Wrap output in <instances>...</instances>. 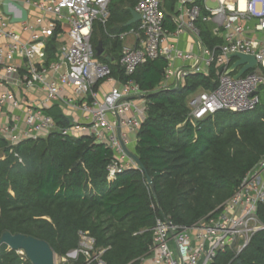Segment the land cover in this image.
<instances>
[{
    "label": "built area",
    "instance_id": "built-area-1",
    "mask_svg": "<svg viewBox=\"0 0 264 264\" xmlns=\"http://www.w3.org/2000/svg\"><path fill=\"white\" fill-rule=\"evenodd\" d=\"M5 1L0 0V7ZM9 1L22 2L27 19L21 23L30 36L21 39L9 27L10 16L2 14L0 35L7 42L0 43V114H6L7 120L0 124V137L14 145L55 132L70 137L92 136L112 151L108 179L139 168L125 149L132 152L131 146L136 144L148 102L147 98L131 96L145 92L132 79L122 81L112 76L108 64L96 57L91 43L93 24L107 21L111 0ZM178 1L187 8L185 16L173 19V30L166 28L161 0H138L135 4L134 10L140 14L136 27L117 35L135 34L139 39L138 46L120 51L116 63L124 75L130 76L147 61L162 57L167 65L160 88L173 89L189 74L208 76L213 69L212 88H199L186 98V121L192 125L219 111L256 109L264 92V0ZM30 8L37 14L35 28L26 25ZM9 9L17 11L12 5ZM199 23L220 41L202 45ZM64 24L67 40L55 51L56 60L45 63L46 38ZM185 31L199 39V52L182 50L174 43L173 38ZM234 52L256 59V64L238 78L233 75L242 65L227 71L236 60L228 54ZM16 58L18 62H13ZM104 83L111 85L102 90ZM52 108L66 118L67 125L48 113ZM262 203L264 153L215 214L190 226L156 217L147 256L152 264H218V255L225 251L235 259L254 233L264 227L257 214ZM104 251L95 247L87 231H80L78 247L67 256L82 255L85 264H106Z\"/></svg>",
    "mask_w": 264,
    "mask_h": 264
},
{
    "label": "trees",
    "instance_id": "trees-1",
    "mask_svg": "<svg viewBox=\"0 0 264 264\" xmlns=\"http://www.w3.org/2000/svg\"><path fill=\"white\" fill-rule=\"evenodd\" d=\"M176 1L164 0L167 12ZM119 2L134 7L138 0ZM109 10L107 21L93 24V48L99 41L105 48L110 34L129 29L127 9L110 2ZM201 39L207 45L220 41L206 25ZM52 42L46 46L49 59L54 57ZM108 57L98 59L108 64L112 76L132 79L148 94L134 147L145 171L131 168L108 179L112 151L92 136L55 132L14 145L0 137V237L6 231L32 236L66 257L78 247L79 232L87 231L95 247L105 249L106 264H141L152 243L156 217L190 226L215 214L264 153V96L253 111H219L192 125L186 121V98L199 88H212L213 69L208 76L189 74L177 88L161 89L164 58L149 60L126 76L116 63L119 54L112 61ZM48 113L68 124L56 108ZM257 214L264 224V203ZM217 263L264 264V227L235 259L225 251ZM0 264L32 263L1 244ZM59 264H85V259L79 255Z\"/></svg>",
    "mask_w": 264,
    "mask_h": 264
},
{
    "label": "crops",
    "instance_id": "crops-1",
    "mask_svg": "<svg viewBox=\"0 0 264 264\" xmlns=\"http://www.w3.org/2000/svg\"><path fill=\"white\" fill-rule=\"evenodd\" d=\"M120 0H111V2H114L116 5L118 6H121L123 9H127L129 14H128V18L125 22V26H129V29L133 28V27H136L138 21H135V22H132L131 24H127L128 21L132 18V15H131V9H134L133 6H129L128 4H121L119 2ZM161 3H162V7L163 9L165 10L166 12V28L168 30H173L174 28V25H173V19H175L178 15H183L185 16V11H186V6H181L179 4V1H178V4H177V1L175 2L174 4V7H173V10L171 12H167L165 7H164V0H161ZM3 7L1 6L0 7V18L3 17ZM37 14L36 12L33 10V9H29V13H28V20L26 22V25H33V28H35V18H36ZM47 21V19H46ZM199 26L200 28L202 26H204V24L202 23H199ZM9 27L15 31L18 35H20L21 39H28L29 36H30V31H24L23 30V24L21 22H18V23H10ZM66 28H67V25L64 24V25H61L59 27V29H57L55 31V34L56 36H50L49 38H46L47 42H46V46L48 45V42L53 39V44H54V51H53V54H54V57L49 59V54H48V47H46L44 49V57H43V61L45 63H48L49 61H52V60H56V50L61 46V44L63 42H65L67 40V35H66ZM94 29V28H93ZM128 29V30H129ZM120 34V33H119ZM118 34H110L109 35V43L108 45L104 48L103 47V53L101 55H107V56H110L108 57V59H110V61L113 60V57H115L117 54H120V51L122 50L123 47H133V46H138L139 44V39H138V36L135 35V34H128L122 38H119L117 36ZM200 40L202 41L201 39V36H200ZM173 41L174 43L182 50H185V51H189V50H192L194 52H199L200 50V43H199V39H197L194 35H192L190 32L188 31H185L183 32V34H181L178 38L174 39L173 38ZM7 42V39L6 37L4 36H1L0 35V43L3 44V43H6ZM205 43L202 41V45H204ZM100 55V56H101ZM98 58V57H97ZM18 62V59L16 58L15 60H13V62ZM176 65H179L178 63L175 64ZM111 84H108V83H104L102 85V90L104 89H108L110 87ZM118 86V84L116 85ZM7 120V115L2 113L0 114V124L5 122ZM131 147H135V144L132 145ZM133 152V151H132ZM135 153V151L133 152ZM141 264H152V261H151V258H150V255L149 256H146L145 258L142 259L141 261Z\"/></svg>",
    "mask_w": 264,
    "mask_h": 264
},
{
    "label": "water",
    "instance_id": "water-1",
    "mask_svg": "<svg viewBox=\"0 0 264 264\" xmlns=\"http://www.w3.org/2000/svg\"><path fill=\"white\" fill-rule=\"evenodd\" d=\"M9 5H12L17 10L16 12L9 9ZM3 12L5 15L10 16L11 23H18L25 21L27 19V11L23 7L22 2H15L6 0L3 3ZM132 18L128 21L127 24L138 21L140 19V14L137 13L134 9H131ZM96 57L100 56L103 53L102 42L99 41L98 44L94 47ZM229 58H236L235 62L227 70L231 72L238 65L242 67L233 75L234 78L240 77L248 69L252 68L256 64V59L253 55L244 54L241 52H234L228 54ZM147 98L148 94H142L139 96H131V98ZM119 134V128L117 130ZM130 157L135 161L137 166L145 171V168L141 164L137 155L133 152L125 149ZM147 182L151 185V179L147 176ZM6 244L8 248L13 249L17 252H23L25 256L30 260L32 264H55V252L51 249L49 244L41 239L24 235V234H12L9 231L4 232L0 237V245ZM70 254V253H69ZM68 254V255H69ZM73 255V254H72Z\"/></svg>",
    "mask_w": 264,
    "mask_h": 264
},
{
    "label": "rangeland",
    "instance_id": "rangeland-1",
    "mask_svg": "<svg viewBox=\"0 0 264 264\" xmlns=\"http://www.w3.org/2000/svg\"><path fill=\"white\" fill-rule=\"evenodd\" d=\"M177 4H178V0H177ZM261 95L264 96V92H261ZM131 151L134 152V147H131ZM19 254H23L25 255L23 252H18ZM72 256H66V257H60L58 255H55V264H59L60 262H64L66 261L68 258L70 259Z\"/></svg>",
    "mask_w": 264,
    "mask_h": 264
}]
</instances>
